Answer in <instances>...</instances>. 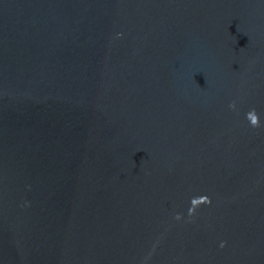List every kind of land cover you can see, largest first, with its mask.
Returning <instances> with one entry per match:
<instances>
[{
    "label": "water",
    "instance_id": "1",
    "mask_svg": "<svg viewBox=\"0 0 264 264\" xmlns=\"http://www.w3.org/2000/svg\"><path fill=\"white\" fill-rule=\"evenodd\" d=\"M0 264H264V0H0Z\"/></svg>",
    "mask_w": 264,
    "mask_h": 264
},
{
    "label": "clouds",
    "instance_id": "2",
    "mask_svg": "<svg viewBox=\"0 0 264 264\" xmlns=\"http://www.w3.org/2000/svg\"><path fill=\"white\" fill-rule=\"evenodd\" d=\"M230 106H233L234 107V105H230ZM252 123L253 124L258 123V120H257V118L255 116L252 117Z\"/></svg>",
    "mask_w": 264,
    "mask_h": 264
}]
</instances>
